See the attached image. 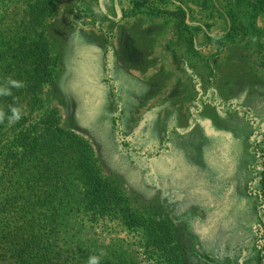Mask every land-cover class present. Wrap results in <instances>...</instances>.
Listing matches in <instances>:
<instances>
[{"label": "rangeland", "instance_id": "rangeland-1", "mask_svg": "<svg viewBox=\"0 0 264 264\" xmlns=\"http://www.w3.org/2000/svg\"><path fill=\"white\" fill-rule=\"evenodd\" d=\"M178 9L191 30L169 14ZM33 42L48 44L53 81L37 86L29 63L0 62V76L26 85L0 103L23 111L19 122L0 123V147L55 114L125 198L163 207L212 264H257L264 0H0V49ZM97 220H61L64 249L84 242L120 264H160L118 218Z\"/></svg>", "mask_w": 264, "mask_h": 264}, {"label": "trees", "instance_id": "trees-1", "mask_svg": "<svg viewBox=\"0 0 264 264\" xmlns=\"http://www.w3.org/2000/svg\"><path fill=\"white\" fill-rule=\"evenodd\" d=\"M169 14L182 18L181 25L191 30L181 9ZM185 41L195 44L194 37ZM9 59L15 68L29 63L35 85L53 81L55 60L47 43L0 49V62ZM3 79L1 75L0 83ZM0 155V189L9 182L8 193L0 201V264H87L91 255L99 256L100 250L84 242L64 249L61 220L73 214H85L90 221L118 218L127 232L136 235L135 246L147 261L212 264L209 252L188 239L163 207L137 205L125 198L120 185L103 176L88 143L62 128L57 115L23 127L8 145L0 147ZM103 252L100 264H120L121 257ZM257 264H264V255L258 256Z\"/></svg>", "mask_w": 264, "mask_h": 264}, {"label": "clouds", "instance_id": "clouds-1", "mask_svg": "<svg viewBox=\"0 0 264 264\" xmlns=\"http://www.w3.org/2000/svg\"><path fill=\"white\" fill-rule=\"evenodd\" d=\"M255 37H253V42H255ZM25 82L13 79L12 77H6L3 83H0V97H9L13 96V89L19 90L24 88ZM23 111L21 107H17L14 104L8 106V113L3 109H0V123H3L6 119L8 123L15 124L19 122L22 118ZM104 255V252L101 250L100 255H91L87 264H100V259Z\"/></svg>", "mask_w": 264, "mask_h": 264}]
</instances>
